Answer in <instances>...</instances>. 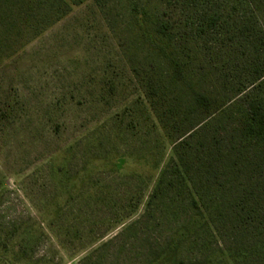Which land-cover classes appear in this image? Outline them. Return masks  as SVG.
I'll return each instance as SVG.
<instances>
[{
	"label": "rangeland",
	"instance_id": "374dc122",
	"mask_svg": "<svg viewBox=\"0 0 264 264\" xmlns=\"http://www.w3.org/2000/svg\"><path fill=\"white\" fill-rule=\"evenodd\" d=\"M76 1L0 9V264H264V154L204 128L130 0ZM138 1L205 92H248L264 0Z\"/></svg>",
	"mask_w": 264,
	"mask_h": 264
},
{
	"label": "trees",
	"instance_id": "16d2710c",
	"mask_svg": "<svg viewBox=\"0 0 264 264\" xmlns=\"http://www.w3.org/2000/svg\"><path fill=\"white\" fill-rule=\"evenodd\" d=\"M39 1L44 3L47 2V0ZM130 1L135 18L137 22L140 23L144 34L151 40L158 54L168 61L171 69L170 76L172 81L175 83H186L194 111L208 113L211 116L204 128L209 127L212 121H219L221 123L225 121L226 123H231L238 136L237 144L239 146L248 145L250 148L264 154V79H261L264 76V37L258 39V59L250 62L252 68L249 73L251 82L250 89L245 95L237 94L230 99L223 100L219 96L205 92L203 87L199 85L196 80L188 76L185 65L178 56L171 41L159 33L162 24L159 23L157 16L151 13L146 7L141 6L138 0ZM79 2H81V0L76 1L74 4H78ZM11 6V0H0V9L4 12L11 9ZM28 7L27 1L21 3V8L25 13L28 11ZM67 12L68 11L64 9L57 19L49 21L45 24V27H50L51 24ZM208 21L210 23H215L216 19L210 16L208 17ZM4 60L5 56L0 53V64ZM210 131L211 130H208V132ZM201 132V130L197 129L195 133L196 135H200ZM208 132L204 133L203 137L207 135ZM179 146L180 145H175L174 154L180 157L183 164V157L178 154ZM182 176L184 179L185 174L183 173ZM210 214H212V212ZM257 247L264 249V243L258 244ZM244 251L246 252V250ZM244 251L242 249H233L230 250L228 254L229 257L232 256L236 258L239 255L241 256Z\"/></svg>",
	"mask_w": 264,
	"mask_h": 264
}]
</instances>
